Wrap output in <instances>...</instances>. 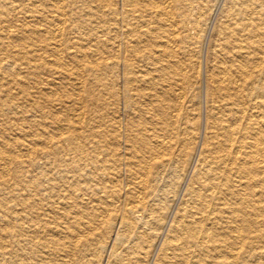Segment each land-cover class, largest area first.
<instances>
[{
    "label": "bare ground",
    "instance_id": "6f19581e",
    "mask_svg": "<svg viewBox=\"0 0 264 264\" xmlns=\"http://www.w3.org/2000/svg\"><path fill=\"white\" fill-rule=\"evenodd\" d=\"M0 264H264V0H0Z\"/></svg>",
    "mask_w": 264,
    "mask_h": 264
},
{
    "label": "rangeland",
    "instance_id": "374dc122",
    "mask_svg": "<svg viewBox=\"0 0 264 264\" xmlns=\"http://www.w3.org/2000/svg\"><path fill=\"white\" fill-rule=\"evenodd\" d=\"M217 14H218V15H217ZM219 14H220L219 12H217V13L215 14V16H214L215 19L213 18V24H214V22H216V21L218 20ZM207 44H208V41H207V43H206V45H205V49H206V50H207V46H208ZM205 49H204V53H203V55H204V54L206 55V50H205ZM205 55H204V56H205ZM203 98H204V97H203ZM200 102H201V103H200ZM199 103H200V104H199ZM204 103H205V100H204V99H202L201 101H198V102H197V105H198V106L200 105L199 108H198L199 111L201 110V108H200L201 105L203 106V109H204V105H205ZM198 106H197V107H198ZM107 256H108V255H107ZM107 256L104 257L105 262L108 260V257H107Z\"/></svg>",
    "mask_w": 264,
    "mask_h": 264
}]
</instances>
